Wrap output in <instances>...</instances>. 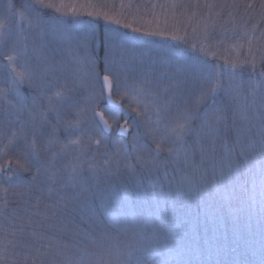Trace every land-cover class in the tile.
<instances>
[{"label": "snow or ice", "instance_id": "snow-or-ice-1", "mask_svg": "<svg viewBox=\"0 0 264 264\" xmlns=\"http://www.w3.org/2000/svg\"><path fill=\"white\" fill-rule=\"evenodd\" d=\"M13 7L7 3L5 9L14 23L19 21L16 35L32 31L33 54L45 50L48 54L36 55L37 63L33 64L27 36L15 41L10 52L2 53L8 62L5 67L9 75L7 86L0 87V117L4 124L18 123L19 129L13 130L0 147V157H6L0 161V264H168L170 234L156 226L150 228L115 198L110 183L101 187L98 181L101 173L106 178L118 176L121 160L128 162L123 167L134 173L132 154L142 168H150L161 151L169 154L184 151L185 138L191 135L199 139L214 138L220 131L225 137L234 133L239 145L242 133H249L247 146L241 145L239 152L233 147L228 152V161L229 164L236 159L243 161L253 187L259 186L260 210L264 214V50L259 57L258 78H254L257 63L253 54L252 75L247 80L242 72L237 77L238 62L234 60L229 66L227 59L223 68L198 61L184 64L179 71L173 68L171 59L153 60L147 69L141 67L137 71L134 51L119 43L115 30L105 28L100 33L98 24L92 21L77 22L81 28L71 30L61 16L45 18L37 10L54 9L62 13L67 7L63 3L35 0L34 4L24 5L20 12H13ZM261 8L264 9V0ZM68 11L77 14L75 6ZM95 15L121 24L107 13ZM7 19H0V43L13 35ZM69 33V47L63 48L61 45ZM172 39L181 38L173 35ZM72 41L75 47L89 53L85 59L90 71L84 75L92 78L91 86L85 84L81 75L85 59L71 55ZM191 47L195 50L196 45ZM200 50L205 51L203 47ZM57 53L71 57L74 80L70 86L66 77L52 91L49 78L58 79L55 74L67 67L64 60L55 59ZM101 63L100 71L105 73L102 83L97 70ZM246 63L239 62L241 68ZM197 83L200 90L189 102L186 90ZM113 94L120 101L114 100ZM174 108V119L161 127L164 117ZM24 114L26 119L21 120ZM130 128L132 154L127 151ZM113 133L123 139H113ZM142 137L155 143V149L142 143ZM109 143L115 147L114 152L108 151ZM101 148L106 159L98 166L90 161L95 160ZM12 149L15 152L9 155ZM250 155L257 159L251 160ZM90 182L97 183L93 187ZM34 191L41 196L24 208V215L16 208L9 209L10 196L17 203L28 205ZM44 196L48 200L41 210ZM97 200L101 206L99 213ZM36 216L40 220L34 222ZM45 230L52 234H46ZM66 236L71 239H64ZM259 264H264V255Z\"/></svg>", "mask_w": 264, "mask_h": 264}, {"label": "trees", "instance_id": "trees-1", "mask_svg": "<svg viewBox=\"0 0 264 264\" xmlns=\"http://www.w3.org/2000/svg\"><path fill=\"white\" fill-rule=\"evenodd\" d=\"M67 7L62 13L54 9H37L49 16H61L66 20L77 22L92 21L98 24V31L103 33L108 26L103 16L97 17L96 12L107 13L119 19L121 24L111 22L124 34H136L144 43L151 39L164 44L161 52H150L143 48L140 57L145 60L144 69L149 67L153 58H160L159 62L170 59L173 68L180 70L179 55L195 57L197 61H207L212 65L219 64L223 68L225 60L237 61V77L241 72L247 80L252 75L251 61L256 56V76L260 72L259 57L264 50V9L262 0H54ZM7 3L14 5L12 11L24 10V5L34 4L35 0H0V19L8 17L6 23L12 25L13 35L0 43V87H6L9 75L7 61L2 53L10 52L14 46V23L11 14L5 9ZM177 5L172 7V5ZM91 5V8L89 7ZM204 5H212L205 7ZM221 5H226L221 7ZM234 5V6H233ZM251 5V7H248ZM78 8V18L72 19L69 7ZM85 8V9H82ZM82 9V10H79ZM93 12V16H88ZM195 13V15H193ZM131 24V28L123 27ZM161 29L162 35H149L156 32L155 27ZM139 28L140 31H133ZM7 28L5 31L7 32ZM175 35L180 40H173ZM196 45L195 50L191 47ZM201 47L205 49L201 52ZM168 51V52H167ZM148 54V57L145 55ZM144 58V59H143ZM157 60V59H156ZM248 61L241 68L239 62ZM103 68L101 63L98 71ZM100 71V74H103ZM227 82V81H226ZM200 90V85L193 86L191 95L194 98ZM11 98V96L9 97ZM223 99V97H221ZM104 101H101L103 104ZM26 115L20 117L26 119ZM123 121V119H121ZM199 121L194 122L198 124ZM19 129L18 123L4 124L0 117V147L7 142L13 130ZM133 129L131 130L132 133ZM143 131V129H141ZM131 133L127 137V151L132 154ZM246 131L240 137V144H236L235 134L220 131L214 138H197L195 135L186 137L184 151L169 154L161 151L155 156L154 164L150 168H142L132 154L130 163L135 172L130 173L120 161L121 172L118 176L105 177L101 173L99 185H112L115 198L131 213L138 215L150 228L156 226L170 234L169 247L171 254L167 257L168 264H259L264 255V214L260 210L259 186L254 188L252 180L243 167V161H228V152L236 148L239 152L241 145L247 146ZM63 139V136L61 137ZM113 139L121 137L113 135ZM258 139V138H257ZM142 143L155 149V143L142 137ZM213 144L215 150L213 151ZM165 148L168 145L164 146ZM258 147V145H257ZM108 151L114 152L115 147L109 143ZM15 149L9 152L13 155ZM104 149L96 155L94 161L102 166L106 157ZM91 155V153H89ZM6 157H0V161ZM255 161L257 157L250 155ZM87 167V165H85ZM97 182H90L93 187ZM41 193L34 191L28 205L12 201L9 209L16 208L20 215H24V208L35 203V197ZM55 199V196L52 197ZM40 205L44 207V201ZM96 209L101 210L100 201H96ZM79 219V218H77ZM34 222L40 217H33ZM87 227V225H83ZM46 234L52 233L45 230ZM70 240V236L64 237Z\"/></svg>", "mask_w": 264, "mask_h": 264}, {"label": "rangeland", "instance_id": "rangeland-1", "mask_svg": "<svg viewBox=\"0 0 264 264\" xmlns=\"http://www.w3.org/2000/svg\"><path fill=\"white\" fill-rule=\"evenodd\" d=\"M82 9H85V8H82ZM82 9H79V10H82ZM76 12H78V8L76 9ZM62 13H64V11H62ZM69 13L72 16V19H77L78 18L77 14H73L71 12H69ZM66 21H68V24L66 25V27L68 29L75 30V29L81 28V24L80 23L76 24L75 20H66ZM17 24H19V21H18ZM17 24L14 27V29H15L14 30V40L15 41H17V40H21L22 41V38L24 36L28 37L27 43L29 44V54L32 55V57H33L32 63L36 64L37 63L36 55L48 54V50H45L44 53L33 54L32 45H33L34 33L32 31H25V32L21 33L19 36L16 35V26H17ZM105 24L108 26V28L115 30V32H117L119 34V43L121 45H123L124 47L134 51L135 56H136V60L134 61V63L136 65V67H137V71H139V69L142 67V64L146 60V59L142 60V57H140L141 52H142L143 48L145 47V45H146V47L144 49L147 51L146 53H150L152 51L155 52L156 50H157V52H161L163 50V48H164V44L157 43L153 39H151L148 43H144L141 39L138 38V37H141V36L133 34L134 32L130 33V34H124L120 29H118L117 27L113 26V24H111V21H107V22H105ZM114 25H116V24H114ZM155 29L158 30L156 32H161V29L159 30L158 26H156ZM70 35H71V33H69V34H67L65 36V43L63 45H61V47H63V48H68L69 47V36ZM36 43L38 44L39 42L36 41ZM71 43H72L71 55L72 56H79L81 59H85L86 56L89 53H86L85 50L82 47L81 48L75 47V42L74 41H72ZM54 47H56V45H50V48H54ZM91 54H94V53H91ZM179 56L181 58V62L179 63V64H181L180 70L182 69L183 65L186 64V63H197L198 62L196 60V58L192 57V56L191 57L190 56L188 57L187 55H179ZM145 57H148V54H146ZM117 58H119V53H117ZM55 59L56 60H64L66 62V64H67V67L63 71L58 72V73L55 74L56 77H58V79L57 78H52V77L49 78V83L52 86V89H51L52 91L57 90L58 87H59V84L65 82L66 77H67V83L70 86L72 85L73 80H74V77H73L71 69L74 68L75 65L72 63L71 57L68 56V55H65L63 53H57L56 56H55ZM156 59H157V61H159L160 58L159 57L158 58H153L152 61L156 60ZM141 61H143L142 64H141ZM89 71H90V69L87 67V63H86V59H85V63L81 66V75L83 76L85 84L88 85V86H91L93 84L92 78L90 76H88V75H84V73H88ZM191 89H192V87L186 90V96H185L186 99H189V102H191V100L193 99V97L191 95L192 94L191 93ZM46 94H51V93L48 92ZM115 97L118 100H120V98L118 96L115 95ZM125 111H129V110L126 109ZM132 115L135 116V113H132ZM175 115H176V113H175V108H174L171 113L167 114L164 117V120L162 122L161 127H163L164 123H170L174 119ZM154 119H155V117H154Z\"/></svg>", "mask_w": 264, "mask_h": 264}, {"label": "water", "instance_id": "water-1", "mask_svg": "<svg viewBox=\"0 0 264 264\" xmlns=\"http://www.w3.org/2000/svg\"><path fill=\"white\" fill-rule=\"evenodd\" d=\"M103 77V76H102ZM102 77H101V83H102ZM114 99V98H113ZM115 100V99H114ZM129 132H130V129H129ZM117 135V134H116Z\"/></svg>", "mask_w": 264, "mask_h": 264}]
</instances>
